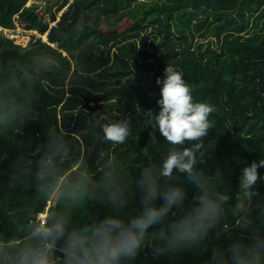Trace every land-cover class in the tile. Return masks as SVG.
<instances>
[{
	"label": "clouds",
	"instance_id": "9594fccd",
	"mask_svg": "<svg viewBox=\"0 0 264 264\" xmlns=\"http://www.w3.org/2000/svg\"><path fill=\"white\" fill-rule=\"evenodd\" d=\"M60 65L48 51L0 62V137L20 150L10 171L0 173L7 177L0 181V264H133L142 255L155 264H177L184 253L205 252V264H264V193L258 190L264 175L257 171L264 158L240 169L234 196L221 171L198 170L210 153L204 138L214 109L194 99L192 86L171 64L156 80L158 110L144 113L145 127L164 138L158 145L150 133L155 151L142 149L146 160L134 166L120 160L117 149L133 126L111 116L91 123L86 135L92 150L82 154L61 125L47 126L41 142L17 141L22 127L36 120L38 92ZM128 83L121 78L123 88ZM5 159L0 149V162ZM185 178L191 196L180 186ZM13 190L31 196L20 201L9 228L3 217ZM90 204L104 215L90 212ZM229 221L236 223L226 230Z\"/></svg>",
	"mask_w": 264,
	"mask_h": 264
},
{
	"label": "trees",
	"instance_id": "16d2710c",
	"mask_svg": "<svg viewBox=\"0 0 264 264\" xmlns=\"http://www.w3.org/2000/svg\"><path fill=\"white\" fill-rule=\"evenodd\" d=\"M38 6L32 0H0L2 29L15 28L17 21L47 33L46 42L38 39L23 47L0 31V62L9 64L40 51L57 55L61 62L49 75V86L38 92L36 120L22 127L17 141L41 142L47 126L61 125L73 135L74 150L82 154L92 150L86 135L91 123L111 116L133 126L132 136L117 152L125 165L134 166L147 159L142 149L149 146L150 152L155 151L149 145L153 130L145 127L144 113L158 110L156 80L171 64L192 86L194 99L214 109L209 117L213 127L204 138L210 153L198 170L221 171L231 194L237 193L240 169L264 158V21L258 23L264 17V0H63L54 12ZM201 15L204 21L193 25ZM149 26L158 34L151 42ZM125 77L129 83L123 88L120 80ZM69 81L78 87H68ZM153 135L158 145L164 143L158 131ZM0 149L6 153L0 173H8L20 150L3 137ZM37 159L33 157L34 162ZM257 171L264 175V168ZM6 179L0 176V181ZM180 186L191 196V182L185 178ZM258 190L264 193V184ZM11 195L13 201L3 217L9 228L20 201L31 193L13 190ZM88 208L100 217L105 213L98 204ZM235 223L229 221L224 227ZM209 258L208 252L184 253L177 264H205ZM133 264L155 262L142 255Z\"/></svg>",
	"mask_w": 264,
	"mask_h": 264
},
{
	"label": "rangeland",
	"instance_id": "374dc122",
	"mask_svg": "<svg viewBox=\"0 0 264 264\" xmlns=\"http://www.w3.org/2000/svg\"><path fill=\"white\" fill-rule=\"evenodd\" d=\"M62 2H63V0H32V3H36V4H38L39 6H38V8H41V7H44V6H48L50 9H51V11H55L61 4H62ZM42 11V10H41ZM41 14H45V13H43V12H41ZM258 15V17H259V13L258 14H256L255 15V17ZM59 16H60V14L58 15V18H59ZM45 17H46V19H47V21H50L49 20V17H50V15L48 14V15H45ZM254 17V18H255ZM204 19L205 18H203V16L201 15L200 16V18H199V20H194L193 21V25L195 24V23H202L203 21H204ZM255 21H256V19H253L252 20V24H255ZM262 21H264V17H263V20H261V21H259L258 23H260L259 25H262ZM175 23V22H174ZM257 23V24H258ZM82 22H80V23H78L77 24V26H76V28H77V30H81L82 29ZM15 28L14 29H10V30H3V32L4 33H6V35L9 37V38H12V37H14V36H16V30H20L22 27L20 26V25H23V24H18L17 23V21H16V23H15ZM25 26V25H24ZM51 26H54V23H52L51 25H50V27ZM18 28H20V29H18ZM0 30L2 31V28L0 27ZM172 30L174 31V28H172ZM203 31V29H201V32ZM21 36H20V42L22 43V45H28V44H32V37H31V43H30V35H32V36H34L35 37V39H36V37H37V35H38V33L37 32H35V31H29V32H27V31H23L22 29H21ZM147 32L149 33V34H151V36L149 37V39H148V41L149 42H151L152 41V39H153V37L154 36H157L158 34L157 33H155L154 32V28H153V26H149L148 27V29H147ZM200 31L199 32H196L195 33V35H196V37H198V35H200V33H201Z\"/></svg>",
	"mask_w": 264,
	"mask_h": 264
},
{
	"label": "built area",
	"instance_id": "2783aa9c",
	"mask_svg": "<svg viewBox=\"0 0 264 264\" xmlns=\"http://www.w3.org/2000/svg\"><path fill=\"white\" fill-rule=\"evenodd\" d=\"M22 28V30L23 31H27V32H29V31H35V32H37L38 33V35H37V37H36V39H35V37L34 36H32V35H30V43H31V37H32V44L36 41V40H38V39H40V40H42L43 42H46L47 41V33H45V34H40L37 30H32V29H27L24 25H20ZM14 29V28H13ZM18 29H20V28H18ZM21 29L20 30H16V36H14V37H12V38H9L7 35H6V33H4L3 32V30H7V29H2V33H3V35H4V37L5 38H7V39H13V40H15V42L18 44V45H22V43L20 42V36H21ZM1 31V30H0ZM30 44H28V45H25V46H29ZM23 47H25L24 45H22Z\"/></svg>",
	"mask_w": 264,
	"mask_h": 264
}]
</instances>
